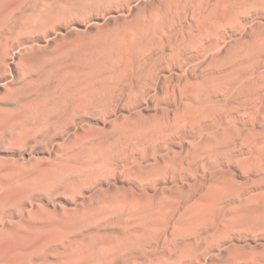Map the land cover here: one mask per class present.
Segmentation results:
<instances>
[{
  "label": "rangeland",
  "instance_id": "1",
  "mask_svg": "<svg viewBox=\"0 0 264 264\" xmlns=\"http://www.w3.org/2000/svg\"><path fill=\"white\" fill-rule=\"evenodd\" d=\"M235 1L0 0V264H238L243 253L264 255V227L212 229L192 254L194 247L177 248L200 236L191 215L215 179L206 173L203 180L188 151L208 148L202 124H215L216 110L208 106L201 123L187 119L186 109L197 108L180 68L202 75L223 56L228 68L255 70L264 98V0L246 5L219 34L196 36L191 47L198 22L212 21L217 4L229 15ZM179 11L167 33L192 61L157 66L158 93L150 82L135 95L132 70L148 66L164 37L158 30V44L145 46L135 23L155 13L177 19ZM123 36L137 43L129 47ZM105 39L128 55L121 75L108 70L103 81L94 75L104 69L94 62L103 50L87 45ZM208 39L212 45L204 46ZM216 45L221 54L212 49L205 57L203 48ZM89 73L103 98L94 105L75 98L88 85L78 80ZM228 108L239 114L234 101ZM259 118L264 131V113ZM234 154L239 175L225 178L238 188L264 187V174L245 180L241 152ZM195 159L214 161L203 152ZM137 253L142 257L126 259Z\"/></svg>",
  "mask_w": 264,
  "mask_h": 264
},
{
  "label": "bare ground",
  "instance_id": "2",
  "mask_svg": "<svg viewBox=\"0 0 264 264\" xmlns=\"http://www.w3.org/2000/svg\"><path fill=\"white\" fill-rule=\"evenodd\" d=\"M235 2L236 5L233 12L229 13L230 16L221 13L219 10L220 6L217 4L215 18L212 21L205 17L198 22V25L195 24L198 26V35L193 34L190 36L191 47L195 48L196 46L197 41H194L196 36H205V34L217 32L219 34L221 32L219 29L222 28L223 30L228 20L235 16L238 17L246 5L256 4L258 0H236ZM164 16V14L155 13L151 14L149 18L135 23L139 37L145 46L158 44L159 41L155 38L158 30L164 36L161 37L162 44L160 49H158L160 52L156 56L151 55L149 57L148 66L137 69L133 68L132 70V74L136 75V78L139 77L132 85V92L135 95L143 92L145 85L150 82H153V88L156 86L160 73L156 71L157 66L160 68L165 63L172 69H175L177 68L176 63L179 61L178 59L185 60L182 63L181 61L179 62L181 65L184 62L187 65L192 61L190 56L188 58L184 56V51L175 45L173 36L167 33V27L170 28L172 24L177 23L182 17L180 11L178 12L177 19L175 16H172V18ZM17 26L14 25L16 29L18 28ZM121 39L125 40V45L129 47L137 43V41H130L124 36ZM205 42L204 46L212 45L210 39ZM88 46L98 47L97 49L103 50V54L97 55L94 62L96 66L97 64H101L104 69H95L94 75L97 74L103 81L107 80L106 74L108 70L113 78L121 75L123 66L120 60L124 55H128L122 50L121 44H115L112 40L105 39L94 43L90 41ZM215 47L203 48L205 57L210 54L212 49L211 55L221 54L222 48L219 45ZM91 54L95 53L92 52ZM110 54L113 55L111 59H109ZM216 61L217 68L209 69L202 75L193 74L185 67L180 68L179 73L180 76L191 80L192 83L189 90L195 96L190 100L194 103L197 110L194 112L191 109H186L187 119L193 123H201V120L206 118L209 113L210 108L208 106H213V109L216 110L215 114H213L216 116L215 124L213 122H204L202 124V128L207 134H202L200 139H203L202 142L208 148L191 149L188 151V157H191L192 161L199 162L202 165L204 181L206 173L215 176L207 197L201 205L196 207L191 215V224L196 227L200 236L195 240H183L177 245L180 251L194 247L191 254L203 244V237L212 229L228 234L230 229L236 227L244 226L250 229L264 227V187L259 188L261 190L258 189V191H253L255 188L249 186L245 187L246 189L238 188L225 178L226 174L234 177L239 175L237 169L231 164L232 158L237 156L234 153L238 150L241 152L238 163L247 169V174L244 175L245 180H249L254 175L259 176L264 174V131H260L257 128L258 120L260 119L259 115L264 113V98L260 95L257 87L255 70L248 71L243 70L242 67L235 66L228 68L226 64L231 63L223 56ZM91 77L89 73L78 80L80 84H88L84 86L85 90L82 96H75L78 103L87 102L94 105L103 99L97 95L96 89L98 84L91 81ZM153 91L154 93H158V90L156 91L155 88ZM147 93L149 94L150 92ZM232 101L235 102V111L239 114L234 113V110L228 108V105ZM208 103H212V105H207ZM190 104L192 106V103ZM67 108L71 109L70 105H67ZM247 113L250 116L248 115L246 119L244 115H247ZM154 134V131L145 134V138L151 140ZM216 141H221L224 147L216 146ZM229 146H232V150L227 149ZM200 152L212 157L214 161L210 163L209 161L201 162L198 159L196 160L195 155ZM158 160L155 159L153 163H158ZM180 162L182 163V161ZM237 194H240V196L237 197ZM208 221H214L215 224L210 225ZM134 256L129 255L126 259L142 257L141 253H137ZM238 264H264V255L261 256L255 252L243 253L242 261Z\"/></svg>",
  "mask_w": 264,
  "mask_h": 264
}]
</instances>
